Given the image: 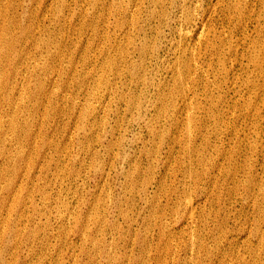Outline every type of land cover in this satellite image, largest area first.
I'll list each match as a JSON object with an SVG mask.
<instances>
[{
	"label": "rangeland",
	"instance_id": "obj_1",
	"mask_svg": "<svg viewBox=\"0 0 264 264\" xmlns=\"http://www.w3.org/2000/svg\"><path fill=\"white\" fill-rule=\"evenodd\" d=\"M0 264H264V0H0Z\"/></svg>",
	"mask_w": 264,
	"mask_h": 264
}]
</instances>
